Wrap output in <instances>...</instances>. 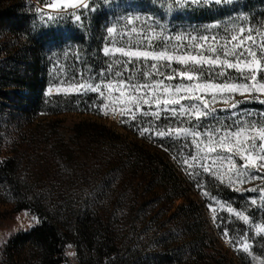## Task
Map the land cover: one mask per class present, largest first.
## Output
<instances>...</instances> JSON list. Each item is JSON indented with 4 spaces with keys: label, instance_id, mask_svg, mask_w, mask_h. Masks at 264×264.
Segmentation results:
<instances>
[{
    "label": "trees",
    "instance_id": "1",
    "mask_svg": "<svg viewBox=\"0 0 264 264\" xmlns=\"http://www.w3.org/2000/svg\"><path fill=\"white\" fill-rule=\"evenodd\" d=\"M94 1L89 9L75 11L83 12L81 22L73 11H63L44 23L38 9L50 0H0V186L15 201L17 212L28 211L39 221L30 231L9 238L0 264H65L69 247L76 264H260L253 257L264 260V238L247 233L242 221L226 223L220 231L211 223L215 235L210 231L192 192L199 194L198 186L204 185L235 209L240 208L238 195L207 175L199 184L198 175L183 163L186 150L180 140L141 138L142 143L133 127L124 125L136 139L131 143L105 124L80 121L70 139L75 151L63 136L50 135L42 125V118L85 113L79 107L81 95L46 96L45 91L52 84L50 70L56 59L69 67L67 62L83 55L88 67L100 50L107 17L101 10L91 12ZM233 9L247 18L242 21L245 28L264 31V0L190 6L195 24L219 21L224 28L238 17L231 16ZM98 57L107 60L100 52ZM89 142L107 149L109 164L93 184L46 187L27 175L29 156L40 146L59 149L55 154L70 163ZM186 142L191 147L190 140ZM5 149L7 157L1 158ZM178 200L183 202L167 217ZM233 226H238L240 238L247 236L251 254L233 251L229 256L217 247L225 231L234 236Z\"/></svg>",
    "mask_w": 264,
    "mask_h": 264
},
{
    "label": "rangeland",
    "instance_id": "2",
    "mask_svg": "<svg viewBox=\"0 0 264 264\" xmlns=\"http://www.w3.org/2000/svg\"><path fill=\"white\" fill-rule=\"evenodd\" d=\"M92 1L93 0H87L89 8ZM239 1L240 0H232L230 4L226 5L238 4ZM202 5H204L203 2L193 7H200ZM40 10L51 13L53 16L59 13V9L41 7ZM78 10H80V8H77L75 11ZM99 10L106 14L107 17L103 26L105 35L100 38V50L94 52L95 56L87 63L88 67H86L87 61H85L83 55H81L78 60H74L71 63L67 62L70 65L69 67L65 63L61 64L60 59H56L50 70L52 84L49 85L45 91L46 96L81 95L83 100H81L82 104H80L79 107L80 111L85 113H69L42 118L41 120H44L42 125H47L49 134L54 137L60 135L63 136L65 142H68L73 150L76 151L77 149L74 147L72 144L73 142H71L70 139L73 135L72 130L74 125L80 121H94L105 124L115 132L126 135L127 141L131 143L136 139L133 134L131 135L123 130L122 126L124 125H130V127H133L134 133L139 135V141L143 143L142 140L145 138H161L155 135V130L157 126L163 128L167 120H172L173 127H188L189 123L195 124V116L191 117L190 121H188L186 117H181L177 120L171 116L165 118L163 112H161L160 119L154 120L151 112L160 111L155 105H152L150 109L147 105H141L140 110L135 112L136 119H133L128 115L122 117L118 110L114 112L112 108V101L119 96V92H113L112 99L104 101L107 107H100L99 104L101 97L98 94L84 91L78 92L74 90L64 91V89H71V86L78 82H99L97 73L106 69L108 65H112V72L111 74L105 72V81L108 79L115 81L131 75L135 81L141 83L151 82L153 79L165 80L169 85L188 83L186 79L182 80L178 76L174 77L172 81L166 80V76L171 69L180 71L184 70L187 66H182L173 62L168 69H165L162 67V62H158L159 70L163 75L154 74L144 78L142 75L144 71H152L150 65L153 61H151L150 58L147 61L143 59L136 61L133 65L135 58L129 60V58L122 56L120 53L111 51L108 56H105L103 48L108 46L110 49L124 47L125 49L148 50L150 47L152 50L159 51L162 48L172 49L177 43H179V51L194 52L195 50L191 47L192 42L186 38V34L190 33L197 37H208V39L203 42L204 46L200 51H203L206 55H214L216 53H208L206 51L209 45L219 49L225 43H229V46L231 43H234L230 41V33L224 31L221 22L218 27L215 26L216 23L208 24L213 25V27L206 30L204 27L206 25L199 26L194 23L195 20L192 17L190 6H177L175 0H95L91 12L96 13ZM233 10L231 16H234V13H236L237 16H243L240 11ZM64 11L72 10L65 9ZM118 17L121 19H117ZM126 17L132 18L131 23L128 22ZM159 24H166V34L158 35V33H160ZM112 26H114V32L108 33L107 27ZM152 28L156 29L155 33L150 32V29ZM253 33H259L261 38L256 37L258 35ZM248 34V28H245V32L240 34L245 36L244 44L248 47H253V50L257 52V57H264L259 51L260 44L264 41V31L251 29V35L253 37L252 41L247 40ZM178 35L185 36V39L182 41L178 40ZM213 36L216 37L215 41L211 39ZM91 43L95 47L94 41ZM99 52L107 58V60L98 57ZM220 54L222 55V53ZM228 58L233 59L232 56H229ZM200 67L203 69L204 75L199 77V79L208 78L209 73L207 67ZM117 71L121 73L120 77L115 75ZM219 71L220 69L216 68L215 72ZM215 72L211 73V76L216 82H222L225 78H229L233 82H244L241 72L238 70L225 68V76H216ZM261 72H263L262 75L260 74ZM247 74L248 70L245 69L244 75ZM256 75L258 81L264 79V67H262ZM57 86H59V91ZM49 89L51 90L49 91ZM231 95L232 100L236 102L235 108L231 107V102L228 105H225L218 99L215 104L210 106L215 108V112L209 117L200 118L202 127H211L218 121L227 125H233V127L239 126L241 122L246 126L249 121L256 123L257 126L264 124V103H261V101L264 100V94L251 92L245 93L244 95H240L239 93ZM181 103L187 105L189 101L185 100L181 101ZM36 123L37 122H34V124ZM138 128H147L151 129V131H138ZM163 138L177 139L175 135ZM201 139H203V137H201ZM255 143L258 145L260 141L257 139ZM99 147L100 148L96 147V145L94 146L91 142L85 144L84 148L79 150L81 153L79 155L76 154V158L73 159V162L69 163L68 161H62L60 157L56 155L59 149L51 151L50 147L47 146L44 150L42 145L37 153L29 156L31 161L29 160L30 163H28L29 173L27 172V175L31 180L36 179L37 182L39 180L41 185H45L46 187H49L50 185L69 187L73 186L71 182L79 183L80 187L85 186L86 183H88L89 186L95 182V178L99 177L100 179L101 175L105 172V169H107L106 167H109L105 151L107 149L103 148L102 145ZM185 150L184 154H186V156H184V159L189 160V164L186 167H188L191 172L198 175L197 179L199 180V184H202L205 181L207 175L212 178L215 183L226 186L238 195L235 201L240 205V208L235 209L233 207L236 211L229 213L227 209L231 204L211 195L208 191L204 190V185L198 186V188H201L199 189V194L192 192V199L200 202L202 205L203 218L207 221L210 231L212 233L214 232L211 223L216 224L218 227L217 229L220 231L225 228L226 223L240 220L247 226V233H253L256 237L261 236L264 238V233L257 231L255 227L257 224H264V206H261L259 191L264 188V179L248 180L243 184H237L234 189L228 186L227 181L229 176L235 172V169H233L231 173L227 171L226 165L225 168L220 169V174L223 179V183H221L220 179L203 171L200 167L201 161L199 159L193 161L189 156V153H191V156H202L203 153H198L192 145L191 147L189 146L188 148H185ZM6 152L7 150L5 149L3 157L1 158L7 157ZM259 152L260 150L257 148L256 154H259ZM225 155H227V153H225ZM234 161L238 166L243 164L239 156H234ZM208 162L210 163L211 161L209 160ZM256 172V168H248L246 175L254 174ZM70 174H73V179L69 181ZM259 174L264 176V168L259 169ZM83 176L88 177V179H82ZM232 178H235L234 175H232ZM201 180H203V182ZM100 181L102 182V179ZM95 185L96 184H94V186ZM253 199L256 201L255 204L251 202ZM182 202V200L176 201L174 209L167 214V217H169L175 208ZM209 204H212V208H209ZM236 212H243L245 215H248L249 221L245 223L238 215H236ZM33 217H35L36 220H33ZM37 221V217L28 211L17 212L15 209V201L6 193L4 187L0 186V253L10 237L21 232L30 231L39 224ZM169 226L170 225H168V227ZM170 227L175 228L176 226L173 227L171 225ZM232 229L234 236L229 237L225 234L228 232L225 231L223 236L217 241V247H219L224 253L227 252L229 256H233V251L251 254L252 244L248 241L247 236L242 238L238 236V233L240 232L238 226H233ZM213 235L215 234L213 233ZM245 242L248 244V252H245L243 248L237 247V245ZM22 254L27 257L29 256L26 254L25 250H22ZM65 255L67 257L65 264H76L75 252L72 248H67Z\"/></svg>",
    "mask_w": 264,
    "mask_h": 264
},
{
    "label": "snow or ice",
    "instance_id": "3",
    "mask_svg": "<svg viewBox=\"0 0 264 264\" xmlns=\"http://www.w3.org/2000/svg\"><path fill=\"white\" fill-rule=\"evenodd\" d=\"M201 2L206 6H211L212 4H230L232 0H175L177 6H195L201 4ZM44 7L59 9L60 13L65 9H71L74 19L81 22L83 12L75 14V10L77 8L88 9L89 4L87 0H50V3H46ZM38 11H41L40 19L44 23L54 18L51 13L43 12L40 9ZM117 19L121 18L118 17ZM126 19L131 23V17H126ZM246 19L243 16L231 18V23L225 26L224 31L230 33V41L234 43H231L230 46L229 43H225L219 49L209 45L206 51L208 53H216L214 55H206L203 51H200L204 46L203 42L208 37H197L190 33L186 34V38L192 42L191 47L195 50L194 52L179 51V43L172 49L162 48L159 51L152 50L150 47L148 50L125 49L124 47L110 49L108 46L103 48L105 56H108L111 51L120 53L122 56L129 58V60L135 58L133 65L136 61L141 59L147 61L150 58L153 61L150 65L152 71H144L142 73L144 78L154 74L163 75L159 70L158 62H162V67L165 69H168L173 62L187 66L180 71L171 69L166 76V80L172 81L174 77L178 76L182 80L186 79L188 83L169 85L162 79H153L151 82L141 83L135 81L131 75L115 81L111 79L105 81V72L109 74L112 72V65H108L106 69L97 73L99 82H78L72 85L71 89L66 88L64 91L74 90L96 93L101 97L100 107H107L104 101L111 100L113 92H119V96L112 101V108L114 112L118 110L122 117L128 115L136 119L135 112L140 110L141 105H147L149 109L152 105H155L157 109H160V111L151 112L154 120L160 119L161 112L164 113L165 118L171 116L177 120L181 117H186L190 121L191 117L195 116L196 123H189L188 127H173L172 120H167L163 128L157 126L155 135L161 138L175 135L181 141L182 149L189 147L186 141L190 139L191 145L195 150L198 153H203L202 156H191V153H189L191 159L193 161L199 159L201 161L200 167L203 171L217 177L221 180V183H223V179L220 169L225 168V165L230 173L235 169V172L232 173L235 178L233 179L232 175H230L227 181L229 187L235 189L237 184H243L248 180L264 179V176L259 174V169L264 168V124L257 126L256 123L249 121L246 126L241 122L239 126L233 127V125L218 121L211 127H202L200 121L201 117H209L215 112V108L210 106L215 104L218 99L225 105L231 102V107L235 108L236 102L232 100L231 94L239 93L244 95L251 92L264 94V79L258 81L256 75L264 67V61L257 59V52L253 50V47L246 46L244 44L245 36L240 35L245 32L242 21ZM219 23L218 21L215 26L218 27ZM204 27L207 30L212 28L213 25ZM159 28L160 33L158 35L167 33L166 24H159ZM114 30V26L107 27L108 33H113ZM150 32L155 33L156 29L152 28ZM248 33L247 40L252 41L251 29H248ZM177 39L182 41L185 36L178 35ZM211 39L215 41L216 37L213 36ZM259 51L264 56V41L261 42ZM229 56H232L233 59H229ZM200 66L207 67L208 78L199 79V77L204 75ZM216 68H219L220 71L215 72ZM225 68L240 71L244 82H233L229 78H225L222 82H216L212 78L211 73L215 72L216 76H225ZM245 69L248 70L247 75H244ZM115 75L120 77L121 73L117 71ZM57 89L59 91V86H57ZM185 100L189 101L187 105L181 103V101ZM261 103H264V100ZM137 130L151 131V129L147 128H138ZM257 139L260 141L258 145L255 143ZM161 146L164 147L163 140H161ZM257 148L260 150L259 154H256ZM165 150L167 151L168 148L165 147ZM234 156H239L243 164L238 166L234 161ZM209 160L211 161L210 163L208 162ZM183 163L188 165L189 160L184 159ZM248 168H256L257 172L246 175ZM259 191L261 206H264V188ZM251 202L253 204L256 203L255 199ZM209 208H212V204H209ZM227 211L232 213L236 210L228 206ZM236 215L245 223L249 221V216L243 212H236ZM33 220H36V218L33 217ZM255 227L257 231L264 233V224H257ZM237 247L243 248L245 252L249 251L247 242L237 245ZM253 259L259 260L260 264H264V260L260 257H253Z\"/></svg>",
    "mask_w": 264,
    "mask_h": 264
}]
</instances>
